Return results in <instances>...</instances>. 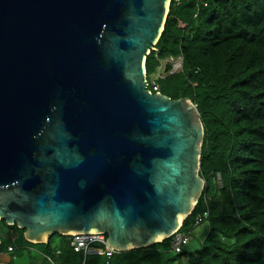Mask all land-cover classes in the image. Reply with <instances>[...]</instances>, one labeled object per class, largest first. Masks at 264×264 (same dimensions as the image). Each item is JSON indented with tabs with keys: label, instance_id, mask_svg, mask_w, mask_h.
<instances>
[{
	"label": "water",
	"instance_id": "obj_1",
	"mask_svg": "<svg viewBox=\"0 0 264 264\" xmlns=\"http://www.w3.org/2000/svg\"><path fill=\"white\" fill-rule=\"evenodd\" d=\"M170 0H0V219L33 243L171 237L205 189L189 98L147 87Z\"/></svg>",
	"mask_w": 264,
	"mask_h": 264
},
{
	"label": "trees",
	"instance_id": "obj_2",
	"mask_svg": "<svg viewBox=\"0 0 264 264\" xmlns=\"http://www.w3.org/2000/svg\"><path fill=\"white\" fill-rule=\"evenodd\" d=\"M204 2L194 16L197 0L171 1L163 33L145 64L149 82L162 61L183 57L181 71L169 73L166 65L158 87L172 99L189 98L204 125L199 172L205 189L180 229L191 235L196 218L208 209L210 228L201 248L188 250L189 240L175 253L169 237L110 257H85L67 235L32 243L24 229L0 219L18 232V247L10 240L4 244L17 249L13 257L31 244L54 264H264V0ZM50 259L28 264H50Z\"/></svg>",
	"mask_w": 264,
	"mask_h": 264
},
{
	"label": "built area",
	"instance_id": "obj_3",
	"mask_svg": "<svg viewBox=\"0 0 264 264\" xmlns=\"http://www.w3.org/2000/svg\"><path fill=\"white\" fill-rule=\"evenodd\" d=\"M177 5L181 4V0H174ZM204 0H197V7L194 16H197V10L200 7L201 3H203ZM204 5H206V2H204ZM155 49V48H153ZM163 62V61H162ZM170 64L171 69L169 70V73H174L181 71L183 69V57L182 56H177L173 57L170 56L168 59L165 60V65ZM167 74L166 70H163L160 75H158V78L156 79H151L149 82L147 81V87L150 86L152 87V92H158L159 91V85H158V79L161 77H165ZM216 181L217 185L221 186L222 185V177L221 174L216 175ZM205 202L208 203V200L205 198ZM209 217V211H205L203 214L199 215L196 218L195 225L202 223L204 220L208 219ZM172 245L171 249L175 253H180L184 246L189 242L190 240V235L189 233L185 232H180L177 231L172 235ZM1 244V241H0ZM94 244H102L105 246V249H96L94 248ZM70 245L76 250V251H83L84 256L86 257L87 255L91 253H106L107 256H111L114 253V250L109 248L106 243V236L102 232H93V233H72L70 235ZM9 250H12L10 247ZM49 259V258H48Z\"/></svg>",
	"mask_w": 264,
	"mask_h": 264
},
{
	"label": "rangeland",
	"instance_id": "obj_4",
	"mask_svg": "<svg viewBox=\"0 0 264 264\" xmlns=\"http://www.w3.org/2000/svg\"><path fill=\"white\" fill-rule=\"evenodd\" d=\"M164 66H165V61H163L160 64V66L156 68V71L150 76V79H155V78L157 79L158 75H160V73L164 70ZM213 185L215 186L216 183H214ZM204 202H205V199H204ZM209 228H210V222L208 221V219L204 220L200 224H197V226L195 225L190 235V242L188 245L186 244L187 245L186 248L188 250H196V249L201 248L203 240L209 232ZM17 236H18L17 230H10L8 226L0 222V237L8 241L10 240V242L13 243L15 247H18V244L15 243V240H14ZM96 245L97 244H95V246ZM30 246H33L37 250L41 251V249L38 247L39 245L35 246V245L29 244L28 247L30 248ZM42 259H43V256L38 255L33 249L32 250L23 249L21 251H18V253L14 257V261H15L14 264H28L29 260H33L34 262L35 261L41 262ZM50 262H51L50 264H54L52 260H50ZM41 263H43V261Z\"/></svg>",
	"mask_w": 264,
	"mask_h": 264
},
{
	"label": "crops",
	"instance_id": "obj_5",
	"mask_svg": "<svg viewBox=\"0 0 264 264\" xmlns=\"http://www.w3.org/2000/svg\"><path fill=\"white\" fill-rule=\"evenodd\" d=\"M0 240L2 241V246L0 247V264H14V257H13V255L16 253V248L11 244V243H9V244H7V246L8 247H10V246H13L14 247V251H12V252H9L8 251V247L6 248V246L4 245L6 242H7V240L6 239H4V238H2V237H0ZM15 240V239H14ZM3 247V250H1V248ZM34 250L38 255H40L41 253L39 252V250H37L36 248H34V247H32V246H30V248L26 245L25 247H24V250ZM23 250V249H22ZM21 251V250H20Z\"/></svg>",
	"mask_w": 264,
	"mask_h": 264
},
{
	"label": "clouds",
	"instance_id": "obj_6",
	"mask_svg": "<svg viewBox=\"0 0 264 264\" xmlns=\"http://www.w3.org/2000/svg\"><path fill=\"white\" fill-rule=\"evenodd\" d=\"M172 0H170V2H171ZM171 5V4H170ZM170 9V8H169ZM164 70H166V65L164 66ZM147 81H148V79H147ZM148 89L150 90V91H152V89H150L149 87H148ZM160 91V90H159ZM154 93V92H153ZM181 229V228H180ZM180 229H179V231H180ZM181 232V231H180ZM103 234H105V233H103ZM71 235V234H70ZM70 235H67L68 237H69V241H70ZM105 236H106V241H107V235L105 234ZM172 237V236H171ZM1 241V240H0ZM107 243V242H106ZM2 241H1V244H0V247L2 246ZM98 246H95V244L93 245L94 246V248H96V249H102V250H104L105 249V246L104 245H102V244H97ZM71 246V245H70ZM100 246V247H99ZM108 246V245H107ZM12 248V250H9V248ZM10 247H8V251L9 252H12V251H14V247L13 246H10ZM72 247V246H71ZM109 247V246H108ZM110 248V247H109ZM112 249V248H111ZM116 252H118V251H116V250H114V253H116ZM113 253V254H114ZM84 254V253H83ZM91 254H98V253H91ZM102 254H106V253H102ZM102 254H98V255H102ZM112 254V255H113ZM44 257H46L47 259L49 258L50 259V257L49 256H47V255H45V254H42ZM111 255V256H112ZM88 256V255H87ZM108 257H110V256H108ZM48 259V260H49ZM51 260V259H50Z\"/></svg>",
	"mask_w": 264,
	"mask_h": 264
}]
</instances>
